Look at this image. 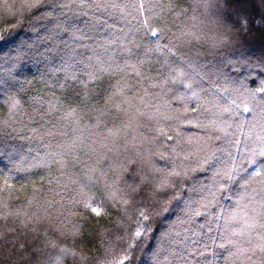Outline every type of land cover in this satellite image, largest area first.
Segmentation results:
<instances>
[{"label":"snow or ice","instance_id":"obj_1","mask_svg":"<svg viewBox=\"0 0 264 264\" xmlns=\"http://www.w3.org/2000/svg\"><path fill=\"white\" fill-rule=\"evenodd\" d=\"M0 10L17 18L0 37V97L15 114L17 97L32 82L21 78L32 73L43 86L34 89L26 119L0 120V161L37 159L44 152L42 163L30 167L57 165L60 175L47 182L61 189L60 199L41 201V188H34L17 202L12 185L3 181L0 264H63L67 257L86 264L91 258L61 246L64 239L83 235V221L70 218L78 211L106 217L147 186L156 201L150 214L139 212L136 224L142 230L134 231L126 252L141 248L152 230L145 222L160 216L163 224L176 200L189 213L185 223L205 217L199 228L206 239L190 228L175 233L169 241L175 246L170 247L174 264H216L218 258L224 264H264V98L256 100L264 85L249 93L253 108H244L251 112L249 131L243 133L248 167L221 159L226 155L234 161L229 148L239 151L241 141L231 139L237 132L229 129L242 130L243 123L187 119L189 101L200 104L191 109L197 120L212 111L200 92L219 97L228 91L215 87L231 63L225 53L250 39L264 42V0H0ZM20 18L27 22L23 27ZM21 33L28 38L6 50L3 45ZM57 88L61 96L50 95ZM173 98L185 101L182 108H171ZM233 109L239 116L234 100L223 112L233 114ZM182 120L207 130L206 138L170 135ZM216 141L222 143L213 147ZM157 157L167 169L156 167ZM210 170L215 183L208 188L193 174ZM240 171L248 174L243 191L231 208L213 213L218 194L230 191ZM185 193L200 198L189 195L185 201ZM144 255L155 259L158 252L148 248ZM133 259L123 255L115 264Z\"/></svg>","mask_w":264,"mask_h":264},{"label":"trees","instance_id":"obj_2","mask_svg":"<svg viewBox=\"0 0 264 264\" xmlns=\"http://www.w3.org/2000/svg\"><path fill=\"white\" fill-rule=\"evenodd\" d=\"M184 6L187 7V5ZM16 23V17L9 15L6 11L0 10V37L5 34L7 29L15 27ZM19 23L20 26L23 27L27 22L23 20V18H20ZM23 34L27 35L28 33H21L20 36ZM15 41L16 40L12 42ZM11 43H5L3 45L4 48L6 49ZM145 43L147 42L145 41ZM247 54H249V57L246 58L249 59V66L252 67V65L262 62L264 59L262 57L264 55V42L260 40L248 41L243 46L239 47L238 51H229L225 53L228 59H236L238 56H245ZM228 67V65L225 66L223 73L229 69ZM236 69L239 68L230 70L229 75H231L232 78H235L237 80V83L228 84L226 82V79L222 76L220 80L215 84V87L221 89L227 88V92H221L219 97L211 94L206 95L204 92H200L202 102L207 103V106L212 111L210 113H204L202 116H200L199 120H197V113H193L191 109L193 108V106L199 109L200 104L195 101H189L187 102V107L189 109L187 119L192 120L193 124L199 123L201 121L207 123L209 120L216 118L222 119L228 124H232L233 126L243 123L242 130L238 131L235 127L229 129V131L237 132V135L231 137V139H239L241 141L239 151L232 147L229 148V151L233 153L234 161L226 155L222 156L221 159L224 164L231 165L234 162L237 166L248 167L246 159L248 154L244 150L243 133L249 131L250 126L248 125L247 121L251 117V112H245L244 108L251 109L256 103V101H253L251 99L249 93L255 92L256 89L264 85V72L263 70L258 68L253 73L254 77H252L248 81L243 80L240 82L239 80L241 78L239 77H242L243 75H239V72H236ZM234 74L238 75L237 78L236 76H233ZM21 79H28L32 82L29 84L27 90L25 92H21L17 97V99H19L20 101V109L17 110L15 114H13L9 103L2 97H0V101H2V103H0V120H8L10 115L13 116V119H26V114L31 111V97L35 96L36 94L34 89L42 88L43 86L34 82L35 78L32 73L26 74V76L22 77ZM203 87L208 88L209 85L204 84ZM197 91H199V89H197ZM178 94L183 95L184 90H181ZM50 95L60 97L61 92L57 88L55 92L50 93ZM171 95L172 94L169 93V96ZM261 98H264V94H259L256 97V100L258 101ZM164 99L167 100L168 97H165ZM233 100L235 101L236 105H239V116L234 114L235 109H233V114L223 112V108L230 107L231 101ZM217 102L218 107H213V105L217 104ZM184 103L185 101L177 100L175 98L171 99L170 101L173 109L182 108ZM221 113L223 114L221 115ZM206 131L207 130L205 129H200L193 125H189L186 120H182L177 124L176 131L170 132V135H173L175 137L178 132L184 137L190 136L195 140L198 137L206 138ZM209 134H211L213 138H215L216 135H222L220 133ZM221 143V141H216L213 147H218L221 145ZM248 147L251 148L254 147V145L249 144ZM161 151L163 152L166 150L161 149ZM43 157L44 152H41L40 158ZM40 158L34 159V162L30 163V158L21 160L19 157H17L13 159L14 164L11 163L12 166H6V163L3 162L4 160L0 161V168H3L0 171V185H2L4 180H7V183L9 185H12L14 195L19 198L17 202L25 199L26 194L30 196L34 188H41V201L45 199H60V197L57 196L56 193L61 191V189H58L55 187V185H50L47 182V178L49 176L60 175L58 166L52 164L51 162H48L47 167H30V164L42 163V159ZM154 163L158 168H168L167 162L161 161L158 157L155 159ZM19 166L23 167L22 170H17L15 168ZM221 167L222 165H217L218 170ZM249 171H251V168H249ZM247 175L248 174L246 172L240 171L237 176V182L230 186V191H228L227 193L218 194L220 204L217 207L211 209L213 213L220 210V208L228 209L234 205L237 199V194L243 191L240 185L247 178ZM193 176L198 177L199 183L208 186V188H211L215 183L214 173L211 170L207 173L197 172L194 173ZM157 178L159 180L161 178V175L157 174ZM123 179L127 180L130 184L134 183V180L128 179L127 175H125ZM61 183L63 184L64 180H62ZM189 187H191V185H189ZM96 194H98V192ZM68 195V193H64L65 198H67ZM189 195H193L196 199L200 198L198 196H195V194L185 193L182 199L187 201ZM155 201L156 197L153 196V188L147 186L141 189L140 193L131 203L123 206V208H126V214L119 204H117L115 208L109 209L108 215L106 217L101 218H92L88 213L84 211H78L77 216L70 219L83 221L85 225L82 229L83 235L76 238L68 237L67 239H64L61 246L68 248L74 247V250L82 252L84 255L91 258L88 262H86V264H115V261L121 259L123 255L132 256L134 258L132 264H147L149 262H152L153 260L148 259V257L144 255V253L147 252L148 248H151L152 252H158V255L155 258V264H174L173 256L170 252V247L175 246L170 245L169 241L174 238L175 233L183 234L186 228H190L195 232H201L199 225L205 223V217L195 216L192 218L191 223H185L189 220V213L185 211V204L179 203L176 200H172L170 205L171 211L167 213V218L164 219L163 224H161L160 216L150 217V221H146L145 224L151 223L152 230H149L147 232L141 248L139 250L126 252L125 249L127 248V241L134 235V231L142 230L138 228L136 224L139 212L143 210L146 212V214H150ZM192 207L196 208L197 206L192 205ZM199 210L201 212L204 211L202 208H200ZM157 228H159V231H154ZM213 228H215V223H213ZM169 233H172V235L170 236ZM187 234L192 239H195V237L192 236L191 231H189ZM200 238L201 240L206 239L205 235L202 232ZM149 256H151V253H149ZM63 264H80V262L78 260H73V258L71 257H67L64 259ZM216 264H224V260L218 258Z\"/></svg>","mask_w":264,"mask_h":264},{"label":"rangeland","instance_id":"obj_3","mask_svg":"<svg viewBox=\"0 0 264 264\" xmlns=\"http://www.w3.org/2000/svg\"><path fill=\"white\" fill-rule=\"evenodd\" d=\"M28 38V34L27 35H21L15 42H12L7 48H6V50L7 49H9V48H15L16 47V45L19 43V40L20 39H27ZM249 41H252V39H250ZM244 56V55H243ZM243 56H238L236 59H234V58H230L229 60H230V64L228 65L229 67V69L228 70H226L223 74V77L226 79V82L228 83V84H235V83H237L236 81V79L235 78H232V76L231 75H229V71L230 70H232V69H235V68H239V69H236L237 71L236 72H239V75L240 74H242L241 76L242 77H239V78H241L239 81L241 82V81H243V80H246V81H248L249 79H251L252 77H254V71L255 70H257L258 68L259 69H261V70H263V72H264V59H263V61L262 62H260L259 64L257 63V64H254V65H252V67L251 66H249V59H246V58H248L249 57V54H247V55H245L244 57ZM263 58H264V55L262 56ZM258 67V68H257ZM233 71H235V70H233ZM233 76H236V78H237V74H234ZM239 83V82H238ZM5 100V99H4ZM5 101H7V100H5ZM171 108H172V105H171ZM3 162H5L6 163V166H12V164L11 163H13L14 164V161L13 160H8V159H5ZM29 162L31 163V162H34V159H32V158H30L29 159ZM18 164V163H17ZM31 165V164H30ZM17 170L18 169H22L23 167H21V166H19V167H15ZM3 168H0V171L2 170ZM218 170V169H217ZM147 264H155V259H153L152 260V262H149V263H147Z\"/></svg>","mask_w":264,"mask_h":264}]
</instances>
